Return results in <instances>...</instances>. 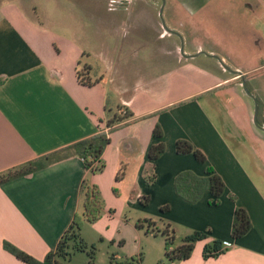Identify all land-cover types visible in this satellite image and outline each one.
Wrapping results in <instances>:
<instances>
[{"label": "crops", "instance_id": "crops-1", "mask_svg": "<svg viewBox=\"0 0 264 264\" xmlns=\"http://www.w3.org/2000/svg\"><path fill=\"white\" fill-rule=\"evenodd\" d=\"M93 1L78 0L83 9L71 15L69 25L39 18L31 3H0V174L107 132L109 105L132 113L108 133L101 172L86 171L81 158L69 154L0 185V264H26L5 251L3 241L42 259L75 217L83 241L91 227L100 241L109 242L114 261L119 255L141 257L140 264L163 260L164 238L135 226L150 219L160 228L169 224L177 237L208 231L189 258L161 264H264V0L243 2V10L258 21L255 27L238 16L236 23L226 0H165L164 21L182 36L184 52L196 53L190 57L180 54L179 37L162 27L161 0H118L110 9L106 0ZM130 34L156 38L162 53L156 61L160 71L144 78L136 72L133 82L116 72L123 37ZM82 66L91 68L96 82H78ZM243 81L260 105L262 128L254 124L255 103ZM155 125L162 130L164 152L152 169L147 152ZM177 140L189 141L205 161L177 154ZM120 166L123 177L115 182ZM206 168L224 182L218 205L209 203L208 193L195 203L175 194L179 172L203 175ZM151 172L152 183L145 177ZM84 179L98 187L103 200L94 223L83 220ZM143 197H148L145 205ZM235 207L247 212L251 227L233 239ZM213 239L228 249L204 259L202 248Z\"/></svg>", "mask_w": 264, "mask_h": 264}, {"label": "trees", "instance_id": "trees-1", "mask_svg": "<svg viewBox=\"0 0 264 264\" xmlns=\"http://www.w3.org/2000/svg\"><path fill=\"white\" fill-rule=\"evenodd\" d=\"M90 70V67L82 66L81 69L76 71V77L79 83L91 85L97 81V78H91ZM260 111V105L258 104V124H261L259 119ZM130 117H132L131 112L124 106L117 105L116 112L108 117L105 122V126L108 129L107 132L101 130L86 139L79 140L65 148L30 160L15 169L2 173L0 174V185L6 181L37 171L52 162L65 158L69 154H75L80 157L86 171L91 173L101 172L105 167V163L101 156L104 148L109 143L108 133L123 124L125 120ZM151 135L155 139V142L152 143L147 152V159L151 162L149 168L153 169V162L164 152V143L159 141L162 138V130L159 125L154 126ZM175 151L180 155L192 154L197 162L203 163L205 161L204 154L200 150L194 148L187 140H177L175 143ZM94 164L95 166H93ZM122 174L123 167L120 166L114 177V181H119L123 177ZM145 177L150 183L155 180L153 172ZM224 187L222 178L211 168H206L203 175H197L190 170H184L179 172L174 179L175 194L188 203H195L203 194L208 193L209 203L218 205ZM113 191L117 193L115 187H113ZM79 192L82 196L83 220L87 223H94L101 216L103 208V200L98 187L89 184L84 179L80 184ZM231 199L235 200V196L231 195ZM147 202L148 197H143L141 203L145 205ZM166 209L167 206L161 208L162 211ZM109 211L111 213L113 212L112 209ZM135 226L138 229H144L146 233L159 234L164 238V254L162 261L166 262H176L189 258L195 243L208 237V231L203 230H194L181 237H177L169 224H165L160 228L150 219H139ZM250 227L251 221L247 212L241 207H235L230 231L231 238L236 239L243 236ZM80 228V221L75 217L58 240L54 250L47 252L42 259L33 257L8 241H3L2 247L5 251L26 264H63L64 261L70 258L74 251H85L89 257V264H93L92 260L94 258L95 246L93 244L88 246L83 241L80 236ZM118 243L121 245L122 241ZM227 249L228 247L225 246L221 240L213 239L204 244L202 256L204 259L216 258L226 252ZM111 258H113V256ZM140 259L141 257L132 256L125 259L121 264H140ZM162 261H159L158 264H161Z\"/></svg>", "mask_w": 264, "mask_h": 264}, {"label": "rangeland", "instance_id": "rangeland-1", "mask_svg": "<svg viewBox=\"0 0 264 264\" xmlns=\"http://www.w3.org/2000/svg\"><path fill=\"white\" fill-rule=\"evenodd\" d=\"M8 1L17 5L23 4L24 6H29V3H31V9L36 15L39 16V18L46 15L47 18H49L50 22L54 20L55 23H61L64 25L71 24L74 21V18L71 15L78 14V12H80V9H83L81 5H76L78 0H0V3H5ZM90 1L92 2L93 0ZM98 1L99 0H94L93 3H97ZM117 1L118 0H106L107 8L110 9L114 7V4ZM248 1L250 2L251 0H246V2ZM226 2L228 8L232 10L231 12L233 13V15L231 13L230 15L234 16L236 23L238 21V16L239 19L245 18L246 22L250 20V23H252L254 27L258 25V21L255 20L254 15H249L251 12L243 10V8L245 7V5H243L244 0H226ZM90 7H92L91 4ZM56 29L60 28L56 27ZM144 41L148 42L144 44ZM160 45L161 43L158 42L154 37L135 38L134 36H131V34L129 37H123L122 53L119 58L122 64H119L116 72H118V74L120 75H124L127 82H133L136 79L134 77L136 72H139V75L137 74V78H144L147 77V74L152 75L153 73L160 71V69L156 68L157 58L162 55V53H160ZM138 64H140V68H142L143 64H148V66L146 67L147 69H135ZM153 68H156L157 70ZM114 112H116V106L109 105L107 108V116L110 117ZM90 228L91 227L87 226L84 231L85 237L87 239L84 241L94 243L93 245L95 246V250L94 258L92 260L93 264H121V262L127 259L122 255H119V259L114 261V259L111 258L113 252L112 250H110L109 242L100 241L97 234ZM150 234L152 235V233ZM89 243L87 244L88 246L91 245ZM63 264H89V257L85 251H74L72 252L70 258L64 261Z\"/></svg>", "mask_w": 264, "mask_h": 264}, {"label": "water", "instance_id": "water-1", "mask_svg": "<svg viewBox=\"0 0 264 264\" xmlns=\"http://www.w3.org/2000/svg\"><path fill=\"white\" fill-rule=\"evenodd\" d=\"M162 2H161V5H160V8H159V18H160V21H161V25H162V27L164 28V30L166 31V32H168V33H170V34H175V35H177L178 37H179V39H180V46H179V52H180V54L183 56V57H190V56H195L196 55V53L195 54H186L185 52H184V41H183V38H182V36L177 32V31H175V30H173V29H170L167 25H166V23H165V21H164V18H163V7H164V0H161ZM210 56H212V57H214V58H216L219 62H220V64L225 68V69H227V70H229V71H232V72H237V71H233V70H231L230 69V67L229 66H227L217 55H214V54H209ZM239 73V72H238ZM242 85H243V88H244V90H245V92L254 100V103H255V107H254V116H253V121H254V124L257 126V127H260V128H262L259 124H258V122H257V113H258V104H257V101H256V98L254 97V95H252L251 93H250V91L248 90V88H247V86H246V83L243 81V83H242ZM262 129H264V128H262Z\"/></svg>", "mask_w": 264, "mask_h": 264}, {"label": "built area", "instance_id": "built-area-1", "mask_svg": "<svg viewBox=\"0 0 264 264\" xmlns=\"http://www.w3.org/2000/svg\"><path fill=\"white\" fill-rule=\"evenodd\" d=\"M93 166H95V164Z\"/></svg>", "mask_w": 264, "mask_h": 264}]
</instances>
